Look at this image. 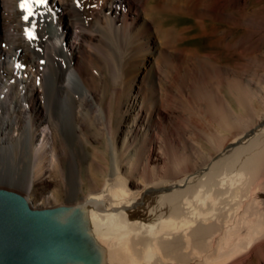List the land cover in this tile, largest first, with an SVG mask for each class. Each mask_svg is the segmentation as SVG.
<instances>
[{
	"label": "bare ground",
	"instance_id": "6f19581e",
	"mask_svg": "<svg viewBox=\"0 0 264 264\" xmlns=\"http://www.w3.org/2000/svg\"><path fill=\"white\" fill-rule=\"evenodd\" d=\"M152 1L45 0L25 20L21 0H0V159L25 163L28 179L0 171V184L25 193L1 190L40 212L21 227L47 264H264V60L254 51L264 12L251 0H166L212 46L244 56L232 67L222 52L180 48ZM241 25L253 31L234 40ZM96 61H112L125 86L131 113L117 124L92 89ZM86 108L109 139L110 175L74 204H35L33 179L63 170L60 134L97 162L78 146ZM76 159L61 175L72 193L84 183Z\"/></svg>",
	"mask_w": 264,
	"mask_h": 264
},
{
	"label": "rangeland",
	"instance_id": "374dc122",
	"mask_svg": "<svg viewBox=\"0 0 264 264\" xmlns=\"http://www.w3.org/2000/svg\"><path fill=\"white\" fill-rule=\"evenodd\" d=\"M152 2L153 3L156 2L155 4L162 5L163 10H160L158 15H156L157 17H159L157 19L160 23H162L163 27L167 30L166 32L169 34L170 38L172 40L175 39L173 41L176 44H178L180 48H198L200 53L204 55L222 52L221 55L222 64L224 65L230 64L232 67L235 66L236 61H241V62L245 61L243 55H237V54L232 55L226 46H217V45L212 46L211 43L212 40L214 39L213 36H199L200 28L196 25L193 16H188L184 12L172 11L166 8L164 9V7L167 6L166 0H153ZM263 5H264V0H262V2L260 0H251V4H250L251 7H255L256 10H258V13L260 15L264 12V10L262 9ZM228 10L232 11V13L237 17L241 16L239 15L238 5L229 6L228 4L227 11ZM260 15H258V18L260 17ZM259 20L260 19L257 20V23H259ZM209 21L211 22V24H213V21L211 19H209ZM187 27H192V28L188 31L183 32L182 30ZM224 27L228 29L230 26L226 22L224 23ZM168 29L170 31H168ZM252 31L253 29H251L250 27L241 25V27H239V29L234 32L233 39L235 40L236 37L241 36L245 33H248L249 35L250 32ZM173 35L175 36V38ZM254 51L257 55L256 57L258 61H263L264 31H261V29H257V28L255 30ZM204 61L212 66H214L216 63V61L212 58L211 59L204 58ZM97 62L98 61H96V64L100 68V70L94 73L95 82L94 85H92V89H94L97 92L101 104L110 111L114 124H117L118 118L121 114H125L127 116L129 115V113H131L127 106L128 99L125 94V86L121 85L123 83L121 79L118 78L117 71H115L116 67L112 61H107L106 64H103L101 62L97 63ZM138 85H136L134 89H137ZM220 87L223 91H226L225 97L229 101L234 98L236 94V90H234V88H230L231 85L230 83H228V81H224L222 86ZM196 98L200 99L201 96L196 95ZM207 100L208 99L205 98V101ZM255 106L257 107L259 113L264 110V106L262 105L256 104ZM85 112L86 115L85 117H83L84 127L82 128V131L80 133L81 136L78 142V146H81L82 144L81 142H84V144L87 145V152L88 155L90 156V159L92 157L97 159V162H95L96 164L94 163L93 168H91L89 167L90 161L87 162L83 158L79 156H75V154H77V149L72 147V145L67 141L66 137L63 134H60V142H59L60 147L58 150L65 151V154L60 157L61 161H63V165H62L63 170L57 171L51 168L47 175L49 180H47V183L45 182V184H44L45 178L39 180L35 178L33 179V189L36 193L33 194L32 199L35 204L41 205L44 208L48 206L54 207L63 204H74L76 202L83 200L89 193L96 191V189L97 190L100 189V187L103 186L107 177L110 175L112 170L111 167L112 155L109 146V139L108 137L103 138L104 132L101 129V126L91 120L93 113L89 110V108H86ZM218 119L220 122L222 123L224 122L223 115L221 112L219 113ZM199 140L204 145V147L209 148V146L205 144V141L203 140L202 136L199 137ZM75 159L80 167V176L81 179L84 181V183L82 186H80L77 193H72L69 183L64 182L61 175L67 174L69 163L75 162ZM191 163L192 162H190V164ZM26 169H27V165L25 163H22L18 165L17 168H15L13 165H10L9 163L4 164L3 161H1L0 159L1 173L3 172L4 174L7 175L9 173L10 175L12 174L13 176H15L17 179L28 181L26 177ZM135 179L138 181L142 180L141 178H135ZM43 188H45L44 191ZM1 189H5V190L14 189L16 191L25 193L24 190L4 184H0V190ZM53 191H55L56 194L55 196L50 197V192L52 193ZM59 264H69V263H59Z\"/></svg>",
	"mask_w": 264,
	"mask_h": 264
},
{
	"label": "water",
	"instance_id": "95a60500",
	"mask_svg": "<svg viewBox=\"0 0 264 264\" xmlns=\"http://www.w3.org/2000/svg\"><path fill=\"white\" fill-rule=\"evenodd\" d=\"M40 214L17 194L0 190V264H47L39 250H30L21 222ZM54 216L53 213H49Z\"/></svg>",
	"mask_w": 264,
	"mask_h": 264
},
{
	"label": "snow or ice",
	"instance_id": "6c2138e0",
	"mask_svg": "<svg viewBox=\"0 0 264 264\" xmlns=\"http://www.w3.org/2000/svg\"><path fill=\"white\" fill-rule=\"evenodd\" d=\"M44 2L45 0H21L20 5H19L20 8L22 10H26L28 13V15L24 16L23 18L27 20L28 16L32 14V8H31L32 3L43 4ZM29 35L31 36V33H29Z\"/></svg>",
	"mask_w": 264,
	"mask_h": 264
}]
</instances>
